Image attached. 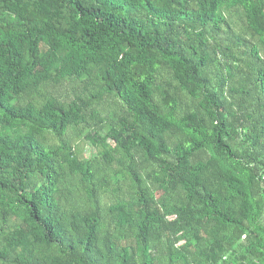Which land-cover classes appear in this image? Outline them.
<instances>
[{"label":"trees","instance_id":"16d2710c","mask_svg":"<svg viewBox=\"0 0 264 264\" xmlns=\"http://www.w3.org/2000/svg\"><path fill=\"white\" fill-rule=\"evenodd\" d=\"M0 264H264V0H0Z\"/></svg>","mask_w":264,"mask_h":264},{"label":"rangeland","instance_id":"374dc122","mask_svg":"<svg viewBox=\"0 0 264 264\" xmlns=\"http://www.w3.org/2000/svg\"><path fill=\"white\" fill-rule=\"evenodd\" d=\"M112 111L115 110V108H111ZM76 145H78V150H80L81 156L89 157L93 156L95 154V150L92 149L87 143H83L82 141L76 142Z\"/></svg>","mask_w":264,"mask_h":264}]
</instances>
